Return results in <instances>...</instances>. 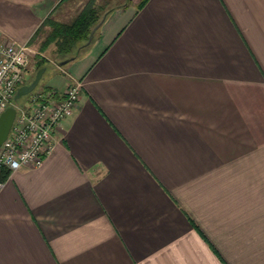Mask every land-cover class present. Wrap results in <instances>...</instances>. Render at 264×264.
<instances>
[{
	"label": "crops",
	"instance_id": "crops-1",
	"mask_svg": "<svg viewBox=\"0 0 264 264\" xmlns=\"http://www.w3.org/2000/svg\"><path fill=\"white\" fill-rule=\"evenodd\" d=\"M145 1L0 0L18 45L103 8L52 65L82 86L53 154L0 191V264H264V0Z\"/></svg>",
	"mask_w": 264,
	"mask_h": 264
},
{
	"label": "built area",
	"instance_id": "built-area-1",
	"mask_svg": "<svg viewBox=\"0 0 264 264\" xmlns=\"http://www.w3.org/2000/svg\"><path fill=\"white\" fill-rule=\"evenodd\" d=\"M32 50L29 44L18 45L0 41V117L10 107L16 118L9 136L0 148V173L37 169L53 154L54 133L60 124L73 116L81 97V84L57 91L32 92L20 106L15 96L28 71ZM5 182L0 181V191Z\"/></svg>",
	"mask_w": 264,
	"mask_h": 264
},
{
	"label": "trees",
	"instance_id": "trees-1",
	"mask_svg": "<svg viewBox=\"0 0 264 264\" xmlns=\"http://www.w3.org/2000/svg\"><path fill=\"white\" fill-rule=\"evenodd\" d=\"M102 13V7H96L93 2H90L70 23L47 19L29 44L32 46L40 37H43L39 47L41 53L51 49L50 54L58 60V64L66 60H70V62L78 60L86 54L92 45L94 40L89 43V38L92 31L101 22ZM48 64V59H40L37 63L39 70L46 68ZM44 91H50V89ZM10 174V171L6 169L1 170L0 181L5 182Z\"/></svg>",
	"mask_w": 264,
	"mask_h": 264
},
{
	"label": "rangeland",
	"instance_id": "rangeland-1",
	"mask_svg": "<svg viewBox=\"0 0 264 264\" xmlns=\"http://www.w3.org/2000/svg\"><path fill=\"white\" fill-rule=\"evenodd\" d=\"M78 4H79V2L75 6L76 8L78 7V9H79L81 7H84L83 6L84 3L82 5L81 4L78 5ZM68 18L66 17L65 19H62L61 21L64 22V23H70L73 20V19H71V20L68 21L67 20ZM42 40H43V37H40V39H38L36 41V43H34V45H32V46L30 45V48L32 50V54H31V57H30L31 61H30V65H29L28 71H26L25 74H24L25 81H24L23 85L31 84L33 82L38 70H39V67L37 65L39 60L40 59H48L49 60V64L46 67V72L44 73V75L42 77V80L40 81L38 87L34 90V92L47 90L49 87H51L50 84L51 85L55 84L56 81H58V78L61 75L59 72H57L56 68L52 66V65L58 66V60H56L53 57V55L50 54V50L51 49L49 51H47V52H44V53H41L39 51V47H40V44H41ZM28 96H24L21 99H19L17 101V104L20 105V106L24 105L27 102Z\"/></svg>",
	"mask_w": 264,
	"mask_h": 264
},
{
	"label": "water",
	"instance_id": "water-1",
	"mask_svg": "<svg viewBox=\"0 0 264 264\" xmlns=\"http://www.w3.org/2000/svg\"><path fill=\"white\" fill-rule=\"evenodd\" d=\"M101 24V23H100ZM99 24V25H100ZM99 25L92 31L89 43L92 42L96 30L99 28ZM70 63V60H66L64 62L60 63V66H66ZM46 72V68H42L38 70L33 82L29 85L22 86L18 89L17 94L15 96V101H18L24 96L30 95L34 90L38 87L40 81L42 80V77L44 73ZM16 118V110L13 107L8 108L0 117V148L4 144V142L7 140L10 130L12 128V125Z\"/></svg>",
	"mask_w": 264,
	"mask_h": 264
}]
</instances>
